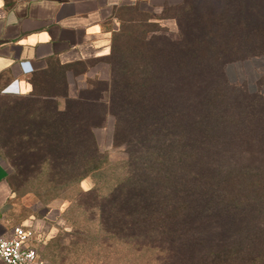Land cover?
<instances>
[{
	"label": "trees",
	"instance_id": "16d2710c",
	"mask_svg": "<svg viewBox=\"0 0 264 264\" xmlns=\"http://www.w3.org/2000/svg\"><path fill=\"white\" fill-rule=\"evenodd\" d=\"M169 10L180 12L168 18L177 19L176 35L138 38L106 81L86 84L63 111L18 97L25 105L14 141L24 154H41V166L69 155L60 165L65 185L109 166L95 136L108 130L126 159L107 193L81 191L89 208H118L138 224L133 237L214 247L243 238L213 258L264 264V102L226 78L229 64L264 55V0H184ZM113 49L112 41L106 58Z\"/></svg>",
	"mask_w": 264,
	"mask_h": 264
},
{
	"label": "rangeland",
	"instance_id": "374dc122",
	"mask_svg": "<svg viewBox=\"0 0 264 264\" xmlns=\"http://www.w3.org/2000/svg\"><path fill=\"white\" fill-rule=\"evenodd\" d=\"M179 16L180 12L169 9L160 14L131 10L120 16L112 35L113 56L73 68L71 74L75 76V86L85 87L90 82L99 85L106 81L116 57L133 46L138 38L152 32L176 35ZM170 17H176L177 23L166 20ZM226 78L264 102V55L229 64ZM24 105L25 101L17 97L0 99V161L12 171L10 216L17 227L25 228L28 246L36 251L43 263L218 264L213 251L230 248L235 242V245L245 242L238 238L234 242L226 240L222 247H214L216 243H200L196 238L180 242L168 236L133 237L138 224L120 219L118 208H89L92 198L81 192V182L58 184L63 177H69L68 170L60 166L70 161L69 155L62 156L65 162L57 163V157L50 156L52 170L40 165L41 154L21 151L14 138ZM95 136L109 166L95 174L91 181L101 193H107L112 189L111 180L120 178L119 165L126 156L121 150L110 147L108 130H96Z\"/></svg>",
	"mask_w": 264,
	"mask_h": 264
},
{
	"label": "crops",
	"instance_id": "0c3cea01",
	"mask_svg": "<svg viewBox=\"0 0 264 264\" xmlns=\"http://www.w3.org/2000/svg\"><path fill=\"white\" fill-rule=\"evenodd\" d=\"M183 1L0 0V98L52 101L63 111L84 88L75 86L71 70L110 54L120 16L160 14ZM11 175L0 161V237L17 227L8 208ZM81 183L83 192L94 187L90 178Z\"/></svg>",
	"mask_w": 264,
	"mask_h": 264
},
{
	"label": "built area",
	"instance_id": "2783aa9c",
	"mask_svg": "<svg viewBox=\"0 0 264 264\" xmlns=\"http://www.w3.org/2000/svg\"><path fill=\"white\" fill-rule=\"evenodd\" d=\"M0 260L5 264H45L28 246L24 227H15L11 234L0 237Z\"/></svg>",
	"mask_w": 264,
	"mask_h": 264
}]
</instances>
